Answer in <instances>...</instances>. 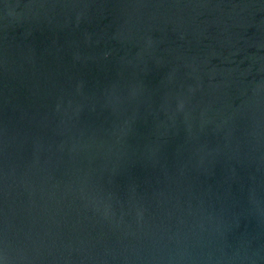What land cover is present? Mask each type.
I'll list each match as a JSON object with an SVG mask.
<instances>
[{
  "label": "water",
  "instance_id": "95a60500",
  "mask_svg": "<svg viewBox=\"0 0 264 264\" xmlns=\"http://www.w3.org/2000/svg\"><path fill=\"white\" fill-rule=\"evenodd\" d=\"M0 264H264V0H0Z\"/></svg>",
  "mask_w": 264,
  "mask_h": 264
}]
</instances>
